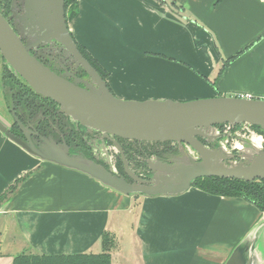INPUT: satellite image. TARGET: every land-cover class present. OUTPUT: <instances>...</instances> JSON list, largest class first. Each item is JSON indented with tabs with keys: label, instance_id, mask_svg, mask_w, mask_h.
<instances>
[{
	"label": "crops",
	"instance_id": "obj_1",
	"mask_svg": "<svg viewBox=\"0 0 264 264\" xmlns=\"http://www.w3.org/2000/svg\"><path fill=\"white\" fill-rule=\"evenodd\" d=\"M76 1L68 32L118 98L264 100V0ZM258 227L254 258L264 264V213L247 200L192 185L126 196L0 133V264L20 253H101L103 232L115 240L110 264L131 255L137 264H224Z\"/></svg>",
	"mask_w": 264,
	"mask_h": 264
},
{
	"label": "water",
	"instance_id": "obj_2",
	"mask_svg": "<svg viewBox=\"0 0 264 264\" xmlns=\"http://www.w3.org/2000/svg\"><path fill=\"white\" fill-rule=\"evenodd\" d=\"M17 3L18 0H12L10 6L17 31L0 13V54L5 64L35 94L57 104L64 116L103 134L119 152L123 175L115 174L111 166L97 164L96 160L70 155L66 146L56 145L53 141L43 138V145L36 146L26 133V140H22L13 135L0 118V133L25 153L41 162L75 170L126 196L179 194L202 177L248 182L264 180V147L251 145L250 152L243 150L235 154L220 146L211 148L207 145L214 140L218 125L248 124L264 131V100L236 96H213L185 102L122 100L111 93L107 82L78 51L68 32L64 0H21L22 13L16 11ZM23 39L27 40L26 45ZM54 41L74 60L76 67L85 71L91 84L82 88L77 81H67L40 64L30 53L32 49ZM13 119L23 132L26 131L15 115ZM116 138L138 144L173 142L181 151L167 162L147 158L150 176L142 179L129 169L125 150ZM259 229L247 234L224 264H256L254 243Z\"/></svg>",
	"mask_w": 264,
	"mask_h": 264
},
{
	"label": "flooded vegetation",
	"instance_id": "obj_3",
	"mask_svg": "<svg viewBox=\"0 0 264 264\" xmlns=\"http://www.w3.org/2000/svg\"><path fill=\"white\" fill-rule=\"evenodd\" d=\"M16 11L18 13L23 12L21 0H18ZM6 19L17 31L18 27L16 28L14 17L9 16L6 17ZM23 43L26 45L27 40L23 39ZM63 51V48L54 41L44 46L41 45L36 49H32L30 53L40 64H43L57 75L64 77L67 81H77L82 88H84L86 84H91V80H89L85 71L80 67H76L74 60ZM5 75L4 71L0 73V118L1 120L4 119L3 112L8 116L9 119H5L3 122L9 126L13 135L22 140H26L24 136V133H26L28 138H30L36 146L43 145L44 138L47 141H53L56 145L66 146L70 155H79L86 159L96 160L97 163L99 162L103 165H107L106 162H109L108 158L107 160L103 158L99 159L100 157L98 156V154L101 153V148L110 143L108 140L104 139L103 134L84 128L79 123L70 120L59 112L57 104L56 107H54L48 101H44L42 99L43 97H38L37 94V96L30 95L34 97L35 100L33 107L23 106L24 98H21L19 94L20 92L23 93L22 91L27 92L26 87L28 85L13 73ZM10 83L15 84L13 89H11ZM14 115L24 126L26 131L23 132L14 122ZM221 126L223 125H218L215 128H221ZM261 137L264 138V135H261ZM116 140L119 144L124 143L122 139L116 138ZM200 141L204 142L205 140L200 139ZM136 144L138 145V143ZM207 145L211 148L217 147L219 146V140L214 139V141L209 142ZM262 146H264V140H262ZM162 149L161 152L152 155L155 160L159 158L163 162L170 161L178 156L181 151L176 144L170 145L169 143L163 145ZM130 159L131 157L127 153V161L129 162ZM234 160L239 161L238 159ZM121 167L122 169L118 167L119 169L116 173L123 175V165H121ZM149 176L150 172H148L144 178L148 179Z\"/></svg>",
	"mask_w": 264,
	"mask_h": 264
},
{
	"label": "trees",
	"instance_id": "obj_4",
	"mask_svg": "<svg viewBox=\"0 0 264 264\" xmlns=\"http://www.w3.org/2000/svg\"><path fill=\"white\" fill-rule=\"evenodd\" d=\"M12 0H0V13L6 18V15L9 13L10 5ZM64 9L66 22L73 18L77 12V1L76 0H64ZM77 49L81 55L88 61L90 66H92L100 77L105 80L107 77L106 72L102 69L100 65H97L96 62L91 58V56L77 44ZM12 76V75H11ZM106 81V80H105ZM11 89L15 87V84L10 83ZM26 87V86H25ZM26 91L20 92V97L24 98L23 106H34L35 102L34 97L30 96L35 95L34 92L26 87ZM39 97V96H38ZM44 101H48L54 107L56 104L47 98H42ZM43 110V109H42ZM254 132H258L260 135H264L259 127H252ZM89 159V158H88ZM97 163V161H96ZM100 164L101 163H97ZM121 169V165L119 164ZM18 184V182H16ZM16 184L11 186L5 196L10 193L15 187ZM193 187L197 188L200 191H205L210 195H218L225 198L237 197L247 200L252 203L259 212L264 213V180H255V181H242L236 180L233 178H221V177H202L201 179L195 180L192 184ZM101 237V253H75V254H47V255H38V254H26L20 253L15 256L10 264H110V250L113 248V241H110V235L103 232Z\"/></svg>",
	"mask_w": 264,
	"mask_h": 264
},
{
	"label": "rangeland",
	"instance_id": "obj_5",
	"mask_svg": "<svg viewBox=\"0 0 264 264\" xmlns=\"http://www.w3.org/2000/svg\"><path fill=\"white\" fill-rule=\"evenodd\" d=\"M9 16H12V11H10V9H9V13L6 15V17H9ZM2 71H4L6 75L12 74V73L14 74V72L11 71L7 67V65L5 64L3 58L0 54V73ZM215 94H217V92H215ZM215 96H217V95H215ZM210 98H213V97H210ZM3 115H4L3 120L9 119L8 116L4 114V112H3ZM222 129L223 128L221 126V128L220 127L215 128L214 131H217L216 133H218V131H220ZM216 133H215L214 139L219 140V146L222 147L225 151L233 152L235 154L237 152L243 151V150L248 151V152L251 151V147H252L251 145L252 144L250 143V140H248L251 133H254L255 135L261 136L258 132L257 133L254 132L253 128L251 126H248V125H243V126L242 125H240V126L230 125V128L228 129V132H227L228 134L224 135V136L218 135ZM234 133H236L237 135L235 136ZM212 141H214V140H212ZM261 141H262V139H261ZM165 144H168V143L154 144V143L143 142V143L137 145L134 141H124V143L120 144V146L122 147L123 150H126L125 151L126 157H127V153L131 157L130 161L128 162L129 169H131L136 176L144 179V176L147 175V173L149 172L148 165L146 164V159L148 158L151 160H155L152 155H154L158 152H161L163 150L162 149L163 145H165ZM169 144L172 145L175 143L172 142ZM238 147H240L241 149L240 150L237 149ZM261 147H264V146H262V142H261ZM137 148H138V150H137ZM100 151H101V153H99V154L97 153L98 156L100 157L99 159L103 158V159L107 160V158H108L109 162L107 161L106 164L108 166L113 167V169L115 170V174H116V172H118V169H119L118 167L120 164L119 152L117 151L116 147H114L111 143H108L105 145V147L101 148ZM95 152H97V151H95ZM161 162H163V161H161ZM121 169H122V167H121ZM110 241H113V244H115V240H114L113 236L110 237ZM121 247H123L122 250L125 251L126 248H124V245ZM133 256L131 255V257H130L131 259H133V262H131L129 264H137V260H136L135 256L134 257ZM120 258L124 259V256H122ZM120 258H119V260H120Z\"/></svg>",
	"mask_w": 264,
	"mask_h": 264
},
{
	"label": "built area",
	"instance_id": "obj_6",
	"mask_svg": "<svg viewBox=\"0 0 264 264\" xmlns=\"http://www.w3.org/2000/svg\"><path fill=\"white\" fill-rule=\"evenodd\" d=\"M236 97H239V98H247V99H251V97L250 96H247V95H242V96H236ZM243 125H248V124H243ZM242 125V126H243ZM248 126H250V125H248ZM222 130H220V131H218V133H216L217 131H215V133L216 134H218V135H222V136H224V135H227L228 133V129L230 128V124H225V125H223L222 126ZM234 135L236 136L237 134L236 133H234ZM251 135H254V133H251ZM250 135V136H251ZM260 138H261V136H259ZM112 168V170L115 172V170L113 169V167H111Z\"/></svg>",
	"mask_w": 264,
	"mask_h": 264
},
{
	"label": "bare ground",
	"instance_id": "obj_7",
	"mask_svg": "<svg viewBox=\"0 0 264 264\" xmlns=\"http://www.w3.org/2000/svg\"><path fill=\"white\" fill-rule=\"evenodd\" d=\"M248 140H250V143L252 144V146H254L256 148H258V147L260 148L261 147V142L262 141H261V138L258 135H255V134L251 135ZM237 149L240 150L241 148L238 147ZM193 156H195V155L193 154Z\"/></svg>",
	"mask_w": 264,
	"mask_h": 264
}]
</instances>
